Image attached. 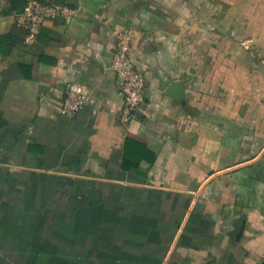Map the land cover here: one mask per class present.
Instances as JSON below:
<instances>
[{
    "label": "crops",
    "instance_id": "0c3cea01",
    "mask_svg": "<svg viewBox=\"0 0 264 264\" xmlns=\"http://www.w3.org/2000/svg\"><path fill=\"white\" fill-rule=\"evenodd\" d=\"M55 1L77 15L27 43L0 0V264H264V0ZM123 30L147 81L128 122Z\"/></svg>",
    "mask_w": 264,
    "mask_h": 264
},
{
    "label": "built area",
    "instance_id": "2783aa9c",
    "mask_svg": "<svg viewBox=\"0 0 264 264\" xmlns=\"http://www.w3.org/2000/svg\"><path fill=\"white\" fill-rule=\"evenodd\" d=\"M78 10L52 0H29L25 10L18 15V25L27 30L26 42L30 43L39 33L43 22L48 18L62 16L70 20L76 16ZM116 47L113 53L111 66L117 75L120 89L124 95V105L120 118L128 122L136 117L138 110L145 103L146 75L131 59L130 50L134 33L132 30H123L115 35ZM90 100V91L82 84L74 83L70 86L61 105L65 115L77 114Z\"/></svg>",
    "mask_w": 264,
    "mask_h": 264
},
{
    "label": "water",
    "instance_id": "95a60500",
    "mask_svg": "<svg viewBox=\"0 0 264 264\" xmlns=\"http://www.w3.org/2000/svg\"><path fill=\"white\" fill-rule=\"evenodd\" d=\"M170 94L174 95L177 98L182 99L184 96V87L183 81L174 82L168 91Z\"/></svg>",
    "mask_w": 264,
    "mask_h": 264
},
{
    "label": "trees",
    "instance_id": "16d2710c",
    "mask_svg": "<svg viewBox=\"0 0 264 264\" xmlns=\"http://www.w3.org/2000/svg\"><path fill=\"white\" fill-rule=\"evenodd\" d=\"M39 1H45V0H39ZM28 2L29 0H11V11L16 10L18 13H22L25 10Z\"/></svg>",
    "mask_w": 264,
    "mask_h": 264
}]
</instances>
